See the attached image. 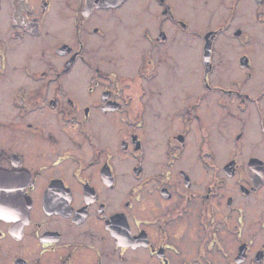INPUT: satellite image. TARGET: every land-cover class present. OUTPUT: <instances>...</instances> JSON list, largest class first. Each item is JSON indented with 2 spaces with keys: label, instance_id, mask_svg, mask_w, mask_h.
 I'll return each mask as SVG.
<instances>
[{
  "label": "flooded vegetation",
  "instance_id": "obj_1",
  "mask_svg": "<svg viewBox=\"0 0 264 264\" xmlns=\"http://www.w3.org/2000/svg\"><path fill=\"white\" fill-rule=\"evenodd\" d=\"M0 264H264V0H0Z\"/></svg>",
  "mask_w": 264,
  "mask_h": 264
},
{
  "label": "rangeland",
  "instance_id": "obj_2",
  "mask_svg": "<svg viewBox=\"0 0 264 264\" xmlns=\"http://www.w3.org/2000/svg\"><path fill=\"white\" fill-rule=\"evenodd\" d=\"M197 69L199 70V67H195V65H190L188 67V73L193 74L195 76H197L199 74V71H197ZM210 108L211 110L214 112H216L217 115V122H213V124L211 125L212 127H231L229 124V118L227 117V115L225 114L227 111L218 107L217 105H215L214 103V99L210 100ZM172 113V112H171ZM172 114H169L167 110L162 111V115L157 116V115H149L148 119L150 118L149 122L151 123L150 126L147 127H169L168 125L169 122L171 123V121L169 120L171 118ZM224 118H226V123L224 121ZM221 123H219L220 121ZM108 127H112V125H114L113 121L111 119L106 120ZM177 123V122H176ZM128 122H124V124L121 126L127 127ZM146 127V126H145Z\"/></svg>",
  "mask_w": 264,
  "mask_h": 264
}]
</instances>
